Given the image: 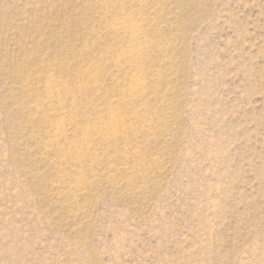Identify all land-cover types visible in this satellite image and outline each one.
Returning a JSON list of instances; mask_svg holds the SVG:
<instances>
[{
    "label": "rangeland",
    "instance_id": "rangeland-1",
    "mask_svg": "<svg viewBox=\"0 0 264 264\" xmlns=\"http://www.w3.org/2000/svg\"><path fill=\"white\" fill-rule=\"evenodd\" d=\"M0 264H264V0H0Z\"/></svg>",
    "mask_w": 264,
    "mask_h": 264
},
{
    "label": "bare ground",
    "instance_id": "bare-ground-1",
    "mask_svg": "<svg viewBox=\"0 0 264 264\" xmlns=\"http://www.w3.org/2000/svg\"><path fill=\"white\" fill-rule=\"evenodd\" d=\"M132 22H123L122 24H121V28H122V30L123 31H129L130 32V34H129V37H128V39H129V43L131 44V46H135L136 44H139V42H140V37L134 32V26H133V24H131ZM142 88V86L141 85H138L137 86V90H140ZM108 123H107V125H105V126H103V127H97V128H92V129H90V131L91 132H95V133H97V134H108V135H110V133H112V131L111 130H113L112 129V127H113V125L114 124H116L118 121H121L122 120V117H121V115L120 114H118V113H115V112H111L109 115H108ZM55 127H57V128H59V129H61L62 127H63V124L61 123V122H57L56 124H55ZM63 129V128H62ZM109 131H111L110 133H107V132H109ZM112 135V134H111Z\"/></svg>",
    "mask_w": 264,
    "mask_h": 264
}]
</instances>
